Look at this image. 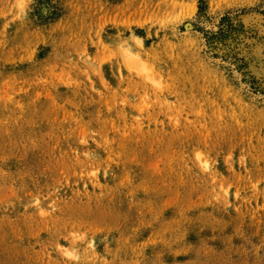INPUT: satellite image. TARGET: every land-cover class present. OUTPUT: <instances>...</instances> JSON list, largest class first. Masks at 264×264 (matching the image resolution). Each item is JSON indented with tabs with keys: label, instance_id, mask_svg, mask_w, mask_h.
<instances>
[{
	"label": "rangeland",
	"instance_id": "374dc122",
	"mask_svg": "<svg viewBox=\"0 0 264 264\" xmlns=\"http://www.w3.org/2000/svg\"><path fill=\"white\" fill-rule=\"evenodd\" d=\"M0 264H264V0H0Z\"/></svg>",
	"mask_w": 264,
	"mask_h": 264
}]
</instances>
